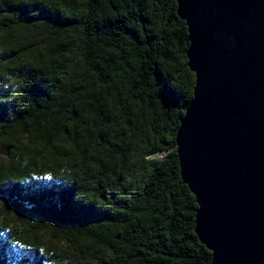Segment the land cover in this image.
Returning a JSON list of instances; mask_svg holds the SVG:
<instances>
[{
	"label": "trees",
	"instance_id": "1",
	"mask_svg": "<svg viewBox=\"0 0 264 264\" xmlns=\"http://www.w3.org/2000/svg\"><path fill=\"white\" fill-rule=\"evenodd\" d=\"M175 0H0V264H209L175 132Z\"/></svg>",
	"mask_w": 264,
	"mask_h": 264
},
{
	"label": "water",
	"instance_id": "2",
	"mask_svg": "<svg viewBox=\"0 0 264 264\" xmlns=\"http://www.w3.org/2000/svg\"><path fill=\"white\" fill-rule=\"evenodd\" d=\"M192 97L175 132L209 264H264V0H175Z\"/></svg>",
	"mask_w": 264,
	"mask_h": 264
}]
</instances>
